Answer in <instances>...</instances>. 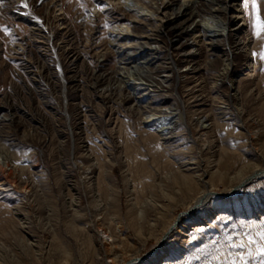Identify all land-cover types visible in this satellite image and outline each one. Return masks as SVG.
<instances>
[{"label": "rangeland", "instance_id": "obj_1", "mask_svg": "<svg viewBox=\"0 0 264 264\" xmlns=\"http://www.w3.org/2000/svg\"><path fill=\"white\" fill-rule=\"evenodd\" d=\"M120 1L0 0V264H264V177L217 195L264 165V0H224L214 49L211 3ZM152 52L148 91L121 57ZM152 108L183 116L164 140Z\"/></svg>", "mask_w": 264, "mask_h": 264}, {"label": "bare ground", "instance_id": "obj_2", "mask_svg": "<svg viewBox=\"0 0 264 264\" xmlns=\"http://www.w3.org/2000/svg\"><path fill=\"white\" fill-rule=\"evenodd\" d=\"M205 2L211 3V5H212L210 8L211 15H210V17L203 18L201 20H197L199 22L198 26H200L199 33L203 34V37L210 39V43H208V44L214 49V48H217V46H216L217 43L220 40H222V38H225V33L227 32L226 19H229V16H227V18L223 19L221 16H219L220 15L219 13L229 14L228 13L229 6L227 5V3L224 0H222V1L221 0H205ZM120 3L123 5L125 4L128 9L131 7H134V5H131V4L128 5L127 0H121ZM135 3L139 6L138 9H141L140 1L138 2L135 0ZM194 3H195V0H183V2L181 4V7L183 10H181L182 11L181 13L182 14L186 13V14H190V15L195 14V11H194V8H195L194 5L195 4ZM181 7H179V9ZM142 11H144V10H142ZM144 12H146V10ZM230 17L231 18H239V17L243 18L241 8L234 9L233 16H230ZM198 18H199V16H198ZM242 24H244V19L242 20ZM241 26H237L235 30H238ZM30 29L32 30L33 35L39 36V38H41V39L45 36V34H40L39 27L37 26V24H33V26H31ZM235 33L238 34L239 32H235ZM249 48L250 47H246L244 49V51L249 50ZM242 49L243 48H241V50ZM154 54H155V52H152L151 54H149V56H146V57H139V56L132 57V55L130 53L125 54L123 56L121 55L122 56L121 60H123V62H125L124 64L127 65L126 67L122 68L121 72L123 74L127 75L126 78H128V80H130V77L132 78V80H135V81L139 80L140 85L142 84V85L147 86L146 90L151 91V88L154 86L152 84V81H149L151 83H147L146 81L142 80L141 76L143 78L149 76V74H148L149 67L153 62H155ZM225 54H224V56H225L224 67L222 68V71H224V75L228 74L229 65H230V59L228 60L229 55H227V53H225ZM78 59H79V56H77V55L69 56L66 54L64 61L67 64H69L70 66H73V68H75V64H77ZM130 68H132L131 71H130ZM42 70L49 71V68L45 67V65L43 64ZM35 75L36 74L33 73V76H35ZM222 75H223V73H222ZM35 78H37V77H35ZM231 88L233 91V95L237 96L238 95V89L236 87L234 88V85H231ZM132 101H133V103L131 105H134V104L137 105L139 103V99H136V100L133 99ZM155 109L152 108L150 110V113H149L150 116L149 117L145 116L144 119L146 120V122H149V123L153 122V121L155 122L154 124H155V128L157 130V134L159 135L158 137H161L160 139L164 140L165 137L167 138V136L169 134H171V132L173 131L172 129L175 128L177 124H179L180 122L183 121V116L181 113H179L178 116L175 118L177 113L167 111L166 109L163 110L162 108H158L157 111ZM173 118H175V119L173 120ZM203 123H204V121H201L202 127H206V125ZM263 177H264V165L261 168L254 169L250 174H248L244 177L242 176V178H240L239 182L237 183L238 185L236 184L235 185L236 187L233 186L232 188H230L225 194L232 193L238 187L242 186L243 184L245 185V184L249 183V181H251L253 179H261ZM200 182H202L204 184V188L199 193L198 197L195 199V201L193 202V205L190 206L188 211H190L191 209L194 211V210L204 206L212 198L211 196L213 193L210 190H208L209 188L206 187L207 184L205 182H203L202 178L200 179ZM94 184H96V183H94ZM8 187H10V184H8L5 181H0V190H2L0 192V194L4 191H8L9 190ZM15 214H17L18 216L21 217V215L18 212H16ZM23 220H24L23 217H21L19 221H22L21 223H25V221H23ZM171 229L178 232V227H176L175 222L169 226L167 232H171ZM167 232H165V234ZM161 246L162 245L160 243V246H158V247H161ZM140 261H141L140 258H134L133 260H130L128 262H123L122 264H139Z\"/></svg>", "mask_w": 264, "mask_h": 264}, {"label": "snow or ice", "instance_id": "obj_3", "mask_svg": "<svg viewBox=\"0 0 264 264\" xmlns=\"http://www.w3.org/2000/svg\"><path fill=\"white\" fill-rule=\"evenodd\" d=\"M245 6L249 3V0H244ZM251 4L253 9H256L257 6V0H251ZM26 6V5H25ZM101 11L103 9L101 8ZM254 28L256 29V34L259 36L261 32H264V18H261L259 15L256 16L255 22H254ZM4 31L7 33V29H4ZM261 58H264V53H261ZM241 247L243 245H240Z\"/></svg>", "mask_w": 264, "mask_h": 264}, {"label": "water", "instance_id": "obj_4", "mask_svg": "<svg viewBox=\"0 0 264 264\" xmlns=\"http://www.w3.org/2000/svg\"><path fill=\"white\" fill-rule=\"evenodd\" d=\"M217 195H219V196H225V197H226V196H228L229 194H227V195L217 194Z\"/></svg>", "mask_w": 264, "mask_h": 264}]
</instances>
